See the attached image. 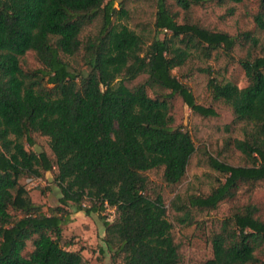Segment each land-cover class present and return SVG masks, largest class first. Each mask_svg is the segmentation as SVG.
<instances>
[{
    "label": "trees",
    "instance_id": "1",
    "mask_svg": "<svg viewBox=\"0 0 264 264\" xmlns=\"http://www.w3.org/2000/svg\"><path fill=\"white\" fill-rule=\"evenodd\" d=\"M170 1L157 0L155 25L164 37L147 40L118 21L128 13L123 3L118 9L105 0H0V264H89L80 251L61 244L63 227L72 221L70 207L86 214L115 208L118 216L105 220L104 237L115 261L190 264L182 258L165 196L147 172L162 169L167 186L185 178L197 148L191 133L176 125L173 99L182 97L203 117L218 112L198 103L173 70L219 50L238 62L247 81L243 87L217 77L208 83L214 100L229 106L241 126L244 137L227 140L241 153V163L209 156L225 181L171 208L184 212L177 220L185 223L193 208L216 209L242 185L264 180L261 38L179 22ZM173 1L189 11L206 0ZM254 19L264 31V0ZM93 24L97 30L86 35ZM237 45L245 49L240 58L234 55ZM28 52L40 68L22 66ZM71 58H80L84 68L74 69ZM34 133L49 138L53 157L26 148V142L34 145ZM50 171L62 196L47 213L22 179ZM258 211L250 202L235 206L213 232V254L201 264L260 263L264 220Z\"/></svg>",
    "mask_w": 264,
    "mask_h": 264
},
{
    "label": "rangeland",
    "instance_id": "2",
    "mask_svg": "<svg viewBox=\"0 0 264 264\" xmlns=\"http://www.w3.org/2000/svg\"><path fill=\"white\" fill-rule=\"evenodd\" d=\"M113 1L119 9L120 3L127 10L125 18L118 20L129 25L132 29L142 34L147 40L158 36L164 37L165 33L157 30L156 19L158 12L157 0H105ZM171 9L177 13L179 22L192 21L199 23L211 30L225 31L237 35L242 32L252 31L261 38V47L264 50V31L258 28L255 15L259 11L260 0H244L241 3H226L217 5L215 0H206L194 5L189 11H184L173 0L170 1ZM97 27L93 24L85 34L95 32ZM245 54V49L237 45L234 55L240 58ZM76 70L84 68L80 58L69 59ZM22 66L25 69L40 68L42 65L37 60L34 52H28L22 57ZM212 71L210 75L209 72ZM176 75L193 92L198 103L214 107L218 115L203 117L196 114L184 102L182 97L173 99L172 113L176 125H182L188 130L195 142L196 152L192 155L185 178L177 185L167 186L163 180V170L153 169L147 172L152 181L153 188L163 192L169 206V219L173 221V233L180 246L184 262L201 264L213 254L211 236L219 230L221 221L227 217L235 206L246 203L256 204L259 208L258 216L264 220V180L255 187L242 185L234 197L221 202L216 209L199 210L193 208L190 220L181 223L177 220L184 216L183 211L171 208L172 202L185 203L191 194L208 193L219 182L225 181L224 175L211 167L209 156L217 157L224 162L238 165L241 163V153L232 145L227 144L229 138H243L241 126L234 123L232 109L216 100L208 87L210 78L217 77L221 80H232L240 87L246 85V77L238 62L229 59L224 52H215L210 59H193L187 65L173 70ZM145 76L139 77L133 83L141 81ZM152 93V92H151ZM34 145L26 142V148L36 153L47 152L53 157L49 138L39 133L33 134ZM22 183L28 188L34 202L42 205L45 212L60 205L62 196L61 188L55 181V172H46L41 178H25ZM89 204V202H86ZM72 221L63 227L61 241L65 249L80 251L89 264H124L121 259L114 260L112 253L107 250L104 242L105 220L114 221L118 214L115 208L109 207L102 214H86L69 208ZM190 222V223H189ZM29 242V249H32ZM264 264V248L257 252Z\"/></svg>",
    "mask_w": 264,
    "mask_h": 264
}]
</instances>
